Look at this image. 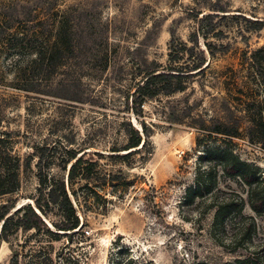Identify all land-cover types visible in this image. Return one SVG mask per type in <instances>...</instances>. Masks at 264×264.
<instances>
[{
    "label": "rangeland",
    "instance_id": "rangeland-1",
    "mask_svg": "<svg viewBox=\"0 0 264 264\" xmlns=\"http://www.w3.org/2000/svg\"><path fill=\"white\" fill-rule=\"evenodd\" d=\"M0 15L34 27L36 50L67 21L74 50L23 77L19 68L32 50L15 55L0 46V137L9 134L21 161L20 191L0 203L17 200L19 207L44 194L38 175L67 186V172L58 166L67 148L83 145L103 154L92 177L73 187L80 229L52 243L62 251L53 264H228L248 254L264 256V220L247 206L244 215L260 229L245 249L232 242L239 216L214 223L215 199L233 192L246 201L243 185L221 176L215 197L186 201L202 154L198 135L221 140L208 129L217 120L242 118L245 125L248 112L264 117V70L253 60L264 45V0H0ZM196 32L195 51L209 63L205 73L189 78L184 92L148 102L143 117L126 114V96L144 67L166 65L170 41L192 47ZM193 59L184 56L180 64ZM122 116L138 129L141 120L151 127V147L108 159L105 151L119 137L115 121ZM232 142L264 178L261 145L246 137ZM40 198L43 204L46 198ZM44 220L51 228L63 222L56 207ZM47 241L20 231L0 244V264H10L13 246L46 247Z\"/></svg>",
    "mask_w": 264,
    "mask_h": 264
},
{
    "label": "trees",
    "instance_id": "trees-1",
    "mask_svg": "<svg viewBox=\"0 0 264 264\" xmlns=\"http://www.w3.org/2000/svg\"><path fill=\"white\" fill-rule=\"evenodd\" d=\"M0 21H3L0 22V46L15 50V55H22L26 50H32L27 54L23 69L19 68L23 77L28 76L37 66L52 65L57 57L74 52L71 46L73 33L69 30L67 21L55 31L53 39L43 41L40 50H36L35 43L38 39V32L34 27H21L26 23L21 22L24 20H20L19 17L2 18ZM258 23L261 26L263 22ZM198 37L197 32L190 37L189 41L192 47H188L187 43L174 38L169 43L166 65L162 66L151 62L144 67L140 79L126 96V114L143 117V108L148 102L184 92L187 89L189 78L192 79L205 73L209 63H205L203 52L195 51L198 50ZM184 56L187 61L192 58L194 61L180 64V60H183ZM253 60L258 67L264 70V45L255 50ZM250 113L246 114L245 125L241 122L242 118L231 117L228 120H217L208 128L210 133L225 137L221 140L209 141L207 138H210L211 134H205V132L198 135L196 144L198 148L202 149V154L198 155L196 160L194 183L186 190V201L193 202L197 199L215 197L216 193L220 192L218 179L221 176L243 185L246 201L240 195L232 192L230 198L220 201H217V198L214 204L215 225L222 224L230 215L241 218L240 228L232 242H236L237 247L242 249H245V243H249L251 236L260 229L255 218L244 215V208L247 206L255 216L264 220V178L261 177L256 165L239 156L232 142L233 139L246 137L248 141L261 145L264 150V117L260 113ZM115 123L117 124L115 133L119 137L105 151L108 152V159H127L139 151L151 147L150 137L153 130L151 127L148 128L144 120L139 122L140 129L133 126L130 119L124 116ZM112 125L114 126V124ZM122 137L124 140L121 139ZM88 149L90 148L87 146L79 145L77 148L65 150V156L61 161L63 165L58 166L67 172V186L63 180L47 178V175H38L40 188H46L47 192L42 194L41 191L39 197L30 199L31 203L19 207H15L17 200L0 203V244L7 243L9 237L20 231L31 233V237L44 236L49 243L46 247L35 244L27 246V242L13 246L10 264H53L54 257L59 258L62 251L55 252L52 243L57 242L60 235L67 237L80 229L78 210L71 201V196H75L73 187L77 180H89L95 173L99 159L103 157L102 153L88 152ZM123 152H125L124 155ZM87 157H97V160H89ZM20 162L9 134L4 133V136L0 137V197L17 195L20 191ZM201 162H205L206 165L202 166ZM40 197L46 198L43 204ZM55 207L63 218V222L52 223L53 228H51L44 218ZM77 207L79 209L80 205ZM22 258L23 263H20ZM125 264L144 263L129 259ZM228 264H264V256L248 254Z\"/></svg>",
    "mask_w": 264,
    "mask_h": 264
}]
</instances>
